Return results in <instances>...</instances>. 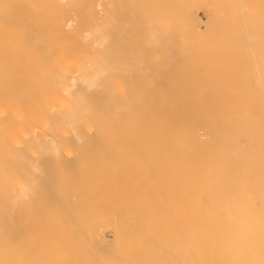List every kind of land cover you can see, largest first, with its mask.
<instances>
[{
	"label": "bare ground",
	"instance_id": "1",
	"mask_svg": "<svg viewBox=\"0 0 264 264\" xmlns=\"http://www.w3.org/2000/svg\"><path fill=\"white\" fill-rule=\"evenodd\" d=\"M142 2L145 1L0 0V264H264V98L253 99L249 94L242 99V96L236 100L231 97L227 102L229 104L225 106H212V102H209L210 107H204V103L202 106L197 103L198 106L191 107L182 105V102L175 105L172 98L170 101L174 102L173 105H168L170 101L166 98L170 96L169 93L164 95L165 89L145 92L151 89L146 83H152L154 87L160 86L159 79L165 75L160 71L155 72L156 74L149 72L148 75L144 72L139 74L141 78L138 75L140 79L136 78L137 80L146 78L144 82L147 90L128 89L124 92L121 81L132 88V81L126 80L135 77L134 74H129V62L141 57L143 51L140 47H134L138 43L135 31L141 28L151 30L144 38L148 37L146 40L153 43L156 40L158 42V39L160 41L162 37L168 41L166 36L171 27H175L178 22H188L186 19L177 21L174 15L155 20L161 8H167L166 0L163 3L155 0L145 7ZM181 8L183 13H191L194 18H199L198 12L196 14L190 9L192 7L182 5ZM182 28L187 29L186 26ZM158 29L163 31L159 32ZM173 30L171 33H175ZM181 30L178 29L182 34ZM138 33L141 34L139 31L135 35L139 36ZM181 34L179 36L183 37ZM175 36L170 39H175ZM207 36L205 35L206 38ZM251 37L249 36L250 39ZM188 39L191 38L187 37L186 40ZM188 42L187 45L181 42V47L191 46V41ZM149 44L148 42L147 45ZM198 44L195 46L198 47ZM203 45L205 50L207 47ZM150 46L148 47L152 52L151 49L155 47ZM146 47L143 48L147 49ZM175 47L170 49L177 51ZM238 47L241 48V45ZM149 49L143 52L147 54ZM177 49L182 55L183 51ZM164 51L168 52L167 49ZM164 51L161 53L165 54ZM157 53L155 60L156 56L160 57ZM163 56H166L164 61L170 57ZM173 58L175 59L174 56ZM141 59L140 62L144 64L146 61L142 62ZM170 59L171 62L174 61L171 57ZM153 61L152 59V63H155L157 60ZM203 62L207 65V60L201 63ZM138 65L139 63L136 64ZM149 66L147 71L152 70L148 69ZM156 69L160 68L155 67L154 71ZM201 71L199 69L198 73H203ZM210 71V78L198 75L201 84L195 81L196 76H189L190 80L194 79L195 84L202 85V79L206 77L214 85H217V81L219 84L226 83L224 77L223 81L215 77L216 80L211 81L215 71ZM189 77H186V82L190 81ZM147 78L149 82L150 79L153 82L149 83ZM166 78L164 82L168 80L170 84L172 80L169 82V78ZM175 80L173 83L177 81ZM205 81L204 84H210ZM233 81L228 82L233 84ZM180 83L176 82L177 85ZM142 84L139 86H144ZM176 84L173 85L177 95L174 91L175 94L171 91L170 94L177 97L182 94L181 90L178 91L182 89V85L177 88ZM212 84H205L201 91L204 92L206 85L211 87ZM232 84H227L224 88L230 90L234 88ZM170 86L168 85L167 91ZM185 89L186 87L182 90ZM192 89L194 95L198 96L197 90ZM255 90L256 88L253 91ZM230 91L228 96L223 94H227V91L221 93V90H217L221 93V101H218L223 102L225 98L228 100L234 95ZM192 94L191 99L194 98ZM223 95L226 97L223 98ZM185 96L187 97L186 93L183 97ZM183 97L175 99L181 98L188 103L187 98L185 100ZM199 98L194 101L201 102ZM138 101L143 104H136ZM200 129H204V133H199ZM113 138L117 141L122 138L129 141L133 138L138 141L159 142L157 144L155 141L156 145L154 143L149 148L148 144L147 148L143 142L139 144L143 149L145 147L144 151L151 149L150 153L155 152L147 155L150 158L148 164L137 158L140 163L131 165L137 161H134L135 156L131 163L128 156L125 158L120 154L123 157L119 156L120 162L125 158V165L135 166L134 173L142 178L151 176L155 185L153 184L154 188L149 186L153 189L140 190V186L145 187L143 181L146 178L141 183L139 177L137 182L142 185L135 186L137 194H132V189L129 193L128 189L125 192L132 195H126L129 198H120L121 201L118 199L117 202L121 206L126 199L141 203L136 201L138 205L133 210L126 209L127 212L123 214L126 210L122 206L120 215L117 213L119 218L110 216L108 209L114 211L119 205L113 201L115 192L111 197L115 205H112L111 198L107 196L109 190L114 188L112 186L116 187L115 180H118L114 178V182H110L109 176L115 175L111 174L114 168L110 171L111 166L105 157L109 156ZM159 140L164 143L168 141L169 144L164 145ZM122 143L119 147H122ZM127 144L123 147L127 148ZM128 145L132 147V144ZM111 147L117 151L115 146ZM114 173H118L117 170ZM147 181L146 183L151 180ZM121 184H125L124 181ZM162 191L167 197L163 195L164 199L176 201L173 203L174 209L171 207L172 210H169L172 206L169 205L170 201H165L166 206L165 203L157 206V199L154 202L153 195ZM257 197H261L259 205L255 202ZM178 200L179 207L176 209L175 203ZM183 201L186 206L179 210ZM148 205L152 206L151 211ZM117 210L120 212L119 208ZM147 214L153 216L148 217ZM163 215H168L169 218ZM107 232L112 234V241H109Z\"/></svg>",
	"mask_w": 264,
	"mask_h": 264
},
{
	"label": "rangeland",
	"instance_id": "2",
	"mask_svg": "<svg viewBox=\"0 0 264 264\" xmlns=\"http://www.w3.org/2000/svg\"><path fill=\"white\" fill-rule=\"evenodd\" d=\"M145 2H142V6L143 7H145L146 6V4L148 3V4H151V3H153L155 0H144ZM163 1L164 0H161V2L163 3ZM167 2L165 3V4H167V8L164 10V8L162 9L161 8V11L160 12H158V14H157V16H155L156 18H155V20H159V18L160 17H162V16H167V15H174V17L176 18V20L178 21V19H186V20H188V22L186 23V24H182V23H177L176 24V26L174 27L173 26V24H171L173 27H174V30H173V27H171V29H170V32H169V30H166L167 31V33L169 32V33H171V30H173V32H175V33H171V34H169L168 33V35L166 36V37H168V41L167 40H163L164 38L162 37V39H160V41H159V39H158V42H152L151 40H146V39H148V37L147 38H144L145 37V35H146V33L149 31V32H151V30H148V29H143V28H141V29H138L137 31H135L136 33L137 32H141V34L140 33H138L139 34V36H137V35H135L134 34V36H135V38H136V40L138 41V43L136 44V46H134V47H140L139 49H143V51L144 50H147V49H149V47L148 46H150V44H151V46L150 47H152V45H153V47H155L154 49L152 48L151 50H152V52L150 51V49L148 50V51H150V52H147V54L146 53H144V52H146V51H142V49H141V54H142V56L141 57H139L138 59H136V60H133V61H130L129 62V64L133 67V65H134V67L133 68H131V66L129 67V74H134L135 75V77H134V79H128V80H126L127 82H131V84L133 85L132 86V88H131V86L129 85V84H125L123 81H121V79L119 78L118 80H120L122 83V85H123V91L125 92V90L127 91L128 89L129 90H132V89H134V91H137V90H142V89H145V90H147L148 88H147V86H145V82L144 81H146V78H145V80L142 78L141 79V81L140 80H137L139 77H138V75L140 74V75H142L144 72H146V74L148 75L149 74V72H151L150 74H152L153 72L155 73H159V71L162 73L163 72V74H165L164 75V77H162L161 79H159V83H160V88L156 85L155 87L153 86V84L151 83V82H153V81H151L152 79H154V78H152L153 76H151V78L152 79H150V82H149V78H147V80H148V82L149 83H151V84H148V83H146L147 85H149L150 86V90H147V91H145V92H151V90L154 92V91H159V89H165V91H167V88H168V85L170 86V84H172L173 83V80L174 79H176L175 81L177 82V83H180L182 86H184V87H182V86H180L182 89L183 88H185L186 87V91L185 90H182V89H178V91H180L181 90V92L180 93H182L181 94V96L179 95V96H177L176 97V95H177V92L175 91V85H173L174 83L176 84V82H174L172 85L174 86V87H169V92L167 91L166 93H165V91H164V95H168V93H169V98L167 99L166 98V96L164 97V99L166 98V100H168V101H170L172 98H174L173 99V101L175 102H172V101H170L169 103L170 104H168V105H173V103L175 104V105H180L179 103H181L182 102V105H184V106H198V105H201L202 106V104L204 103V107H208V105H209V102L211 103V105L212 106H222V105H224L225 106V104H229V103H227L228 101H230L229 99L232 97V100H234V98H235V100H236V98L237 99H239V97H241V99L244 97V98H247L246 96H248L249 94V96H251L250 98H253V99H257V98H264V81H260V80H264V0H197L194 4L193 3H191V1H195V0H179V1H177V0H166ZM182 3V4H181ZM179 4H181V6H179ZM192 4V5H191ZM169 5V6H168ZM182 5H184L185 7H192V8H190V9H193L194 10V12L197 14V12H198V14H197V16L199 17V18H194V16L190 13L189 15L188 14H186V13H183L182 12ZM179 6V7H178ZM169 7V8H168ZM198 10V11H195V10ZM170 25V26H171ZM175 25V24H174ZM211 25V27H209ZM215 27H214V26ZM179 26V27H178ZM180 26H186V28L187 29H185V30H188L189 31V34L187 35L186 33H188V31L186 32L182 27H180ZM224 27V28H223ZM206 29V30H202V29ZM218 28V30H216ZM244 28V29H243ZM249 28V29H248ZM258 28L260 29V30H258ZM177 29V30H176ZM178 29L179 30H184V31H182L181 30V32H182V34L180 33V31H178ZM213 29H214V31H213ZM220 29V30H219ZM243 29V30H242ZM143 30V31H142ZM145 30V31H144ZM147 30V31H146ZM160 30V31H159ZM161 30L162 29H158L157 31H159V32H161ZM191 30V31H190ZM208 30V31H207ZM249 30H250V32H249ZM153 31V30H152ZM163 31V30H162ZM193 31V32H192ZM204 33H203V32ZM207 33H206V32ZM211 31V32H210ZM213 31V32H212ZM220 31V32H219ZM223 31V32H222ZM230 31V32H229ZM244 31H246L245 32V34H243L244 33ZM144 32V33H143ZM148 32V33H149ZM183 32H184V34H183ZM191 32V33H190ZM201 32H202V34H201ZM214 32H215V34H214ZM219 34H218V33ZM236 32V33H235ZM242 32V33H241ZM179 33V34H178ZM193 33V34H192ZM194 33H195V35H194ZM206 33V34H205ZM211 33H212V35H211ZM217 33V34H216ZM221 33V34H220ZM224 33V34H223ZM230 33V34H229ZM248 33L249 34H252V35H248ZM254 33V34H253ZM175 34H176V36H175ZM181 34V36L183 35V37H180L179 35ZM186 34V36H184ZM190 34H192V36L190 35ZM238 34V35H237ZM241 34H242V36H243V39H241L242 38V36H241ZM143 35V36H142ZM170 35H171V37H170ZM173 35V36H172ZM177 35H178V37H180V38H178L177 37ZM205 35H208L207 36V38L205 37ZM210 35V36H209ZM216 35V36H215ZM221 35V36H220ZM224 35V36H223ZM235 35V36H234ZM140 36L141 37H143V38H140ZM175 36V39L173 38V39H170V38H172V37H174ZM245 36V37H244ZM249 36L251 37V39L249 38ZM138 37V38H137ZM177 37V38H176ZM187 37H189V38H191V39H188V40H190L191 41V43L190 44H192L191 46H193V47H191V46H186L187 45V42H188V40H186L187 39ZM209 37V38H208ZM240 37V38H239ZM139 38H140V40H142L141 42H140V40H139ZM183 38H185L184 39V41H182L183 40ZM194 38H195V40H194ZM234 40H233V39ZM165 39H167V38H165ZM176 39H178V40H176ZM236 39V40H235ZM247 39V40H246ZM144 40H146V41H144ZM171 40V41H170ZM181 40V41H180ZM164 41H166V44H165V42ZM192 41H193V43H192ZM239 41V42H238ZM250 42L248 45H247V42ZM140 42V43H139ZM146 42V43H145ZM150 43L149 45H147V43ZM167 42H170V43H167ZM181 42H185L184 44H186V45H184L183 47H185V49L183 48V47H181ZM197 42V43H196ZM157 43H159V44H157ZM163 44V45H161V44ZM173 43V44H172ZM175 43V44H174ZM178 45H177V44ZM189 43V42H188ZM200 45H199V44ZM138 44H140V45H142V47L139 45L138 46ZM156 44V45H155ZM165 44V45H164ZM167 44H169V45H167ZM196 44H198V47H196L195 45ZM203 44H205L206 46L205 47H207V48H209V50L210 51H208V49L207 48H205V50H204V45ZM237 44V45H236ZM239 44V45H238ZM144 45V46H143ZM159 45H161V46H159ZM170 45H172L171 47H175L176 45V47L177 48H179L181 51H183L182 52V55L180 54V53H178V52H180V51H178V49L176 48L175 50H177V51H174V48H173V50H171L172 48L170 47ZM180 45V46H179ZM189 45V44H188ZM207 45H209L210 47H212V48H210L209 46H207ZM235 45V46H234ZM241 45V48H239L238 46H240ZM243 45V46H242ZM250 45H252V46H250ZM256 45V46H255ZM147 46V47H146ZM163 46V47H162ZM167 46H169L168 48H166ZM218 46V47H217ZM228 46H230V47H228ZM233 46V47H232ZM256 48H255V47ZM261 46V47H260ZM143 47H146L147 49H145V48H143ZM160 47L162 48L161 50H160ZM213 47H215V48H213ZM219 47H222V48H219ZM226 47V48H225ZM228 47V48H227ZM235 47V48H234ZM236 47H238V49L236 48ZM248 47V48H247ZM171 48V49H170ZM198 48V49H197ZM203 48V49H202ZM232 48V49H231ZM253 48V49H252ZM156 49L158 50V51H156ZM164 49H167V51L168 52H165L164 51ZM170 49V50H169ZM207 49V50H206ZM220 49V50H219ZM236 49V50H235ZM156 52H155V51ZM213 52H212V51ZM222 50V51H221ZM233 52H231V51ZM241 50V51H240ZM246 50V51H245ZM161 51L163 52H165V54L164 53H161ZM172 51H174V52H172ZM187 51V52H186ZM195 51V52H194ZM198 51H200V52H198ZM211 52V54H209L208 52L207 53H205V52ZM225 53H224V52ZM158 52V53H157ZM177 52V53H176ZM203 52V53H202ZM215 52V53H214ZM243 52H245L244 54H243ZM255 52H259V53H255ZM155 53H157L156 55H158V56H160V57H157L156 56V60H155ZM166 53H169V54H166ZM172 53V54H171ZM194 53H196V54H194ZM204 53H205V55H204ZM213 53V54H212ZM235 53V55H233ZM253 53V54H252ZM263 53V54H262ZM143 54L145 55V56H143ZM149 54V55H148ZM150 54H152V56L150 55ZM177 54V55H176ZM186 54V55H185ZM219 54V55H218ZM229 54V55H228ZM242 54V55H241ZM254 54H255V56H254ZM148 55V56H147ZM163 55H168V56H170L171 58H172V60H174V61H172L171 62V59H170V57L168 58H166L167 60H165L164 61V57H166V56H163ZM206 55L207 56H210V57H206ZM215 55V56H214ZM218 55V56H217ZM227 55V56H226ZM238 55H241V56H238ZM154 56V57H153ZM173 56L175 57V59L173 58ZM181 56V57H180ZM187 56V57H186ZM150 57V58H149ZM161 57H163V58H161ZM178 57V58H177ZM189 57V58H188ZM198 57V58H197ZM234 57H238L237 59L236 58H234ZM242 57H244V58H242ZM247 57V58H246ZM142 58V59H141ZM145 58V59H144ZM184 58V59H183ZM187 58H188V60H187ZM228 58H230V59H228ZM232 58V59H231ZM242 58V59H241ZM260 58V59H259ZM140 59L142 60V62L143 61H146V62H144V64L143 63H141L140 62ZM152 59L154 60L153 62H155L156 64H157V66H156V64L155 63H152ZM168 59H170V60H168ZM177 59V60H176ZM192 59V61H193V63H192V61H189V60H191ZM204 59V60H203ZM207 60V65L203 62V63H201L202 61H205L206 62V60ZM209 59V60H208ZM215 59V60H214ZM246 61H245V60ZM251 59V60H250ZM162 60V61H161ZM210 60H212L211 62H210ZM217 60H219V61H217ZM222 60V61H221ZM234 60V61H233ZM237 62H236V61ZM240 60V61H239ZM242 60V61H241ZM243 60H244V62H243ZM134 61H137V62H134ZM149 61V62H148ZM178 61V62H177ZM187 61V62H186ZM191 63H189V62ZM217 61V62H216ZM225 61V62H224ZM247 61H248V63H247ZM159 62V63H158ZM161 62V63H160ZM163 62H165V63H163ZM167 62H169V63H167ZM170 62H171V64H170ZM183 62V63H182ZM214 62H215V65H214ZM222 62V63H221ZM228 62V63H227ZM251 62V63H250ZM139 63V65L138 66H136V64H138ZM155 64L154 66L152 65V64ZM167 63V64H166ZM174 63V64H173ZM179 63V64H178ZM185 63H188V64H185ZM210 63V64H209ZM213 63V64H212ZM263 63V64H262ZM158 64H163L162 66H158ZM175 64H176V66H175ZM226 64V65H225ZM231 64H234V66L233 65H231ZM238 64V65H237ZM150 65V66H149ZM166 65V66H165ZM173 67H172V66ZM198 65V66H197ZM210 65H211V67H210ZM213 65V66H212ZM222 65V66H221ZM229 65V66H228ZM235 65L237 66V67H235ZM260 65H262V66H260ZM147 66H149L148 67V69L150 68V69H152L151 71L150 70H148L147 71ZM165 66V67H164ZM168 66V67H167ZM181 68H180V67ZM194 66V67H193ZM205 67V69H204V67ZM224 66V67H223ZM241 66V67H240ZM248 66V67H247ZM138 68L139 70H142L143 69V71H139V70H136V68ZM141 69H140V68ZM155 67H157V68H160L159 70H157L156 69V71H154V69H155ZM177 67V68H176ZM189 67H191V68H189ZM198 67V68H197ZM201 67V68H200ZM209 67V68H208ZM215 67V68H214ZM243 67V68H242ZM259 67H260V69H259ZM135 68V69H134ZM161 68H162V71H161ZM164 68H166L164 71H163V69ZM186 68V69H185ZM207 68H208V71H207ZM213 68V69H212ZM216 68L218 69V70H216ZM262 68V69H261ZM132 69H134V71L132 70ZM199 69H200V71L201 72H203V73H198L199 72ZM203 69H204V71H203ZM212 70V71H215V74H214V76L212 75V77H211V81H212V79H220L221 81H223V79L224 78H226V79H224V81H226V83L224 84V82H220V84L221 85H224V86H220V84L218 83V81L217 82H215V83H217V85H214V82L212 81L211 83H210V79H209V81L207 80L208 78H210L209 76L212 74V72L210 71V70ZM215 69V70H214ZM237 69V70H236ZM247 69H248V71H247ZM136 70V71H135ZM145 70V71H144ZM169 70V71H168ZM186 70V71H185ZM189 70H190V72H189ZM192 70V71H191ZM193 70H196V72L194 73L193 72ZM239 70V71H238ZM242 70H244V71H242ZM252 72H251V71ZM259 70V71H258ZM138 71V72H137ZM183 71H184V73H183ZM189 73H188V72ZM242 71V72H241ZM257 71V72H256ZM132 72V73H131ZM137 72V73H136ZM165 72V73H164ZM174 72V73H173ZM217 72V73H216ZM227 72V73H226ZM236 72H237V74H236ZM241 72V73H240ZM137 74V76H136V74ZM155 73V74H156ZM248 73V74H247ZM252 73V74H251ZM254 73V74H253ZM186 74L188 75V76H186ZM194 74H196V75H194ZM208 74H210L209 76H208ZM228 74V75H227ZM243 74V75H242ZM261 74V75H260ZM139 75V76H140ZM171 75H174V76H171ZM177 75V76H176ZM179 75H181V77L179 76ZM194 75V76H193ZM198 75H200L201 76V78H203V76L202 75H207L208 76V78L207 79H205L206 81H208L210 84H212V85H214V86H217L216 88H217V90L219 91V90H221V93H222V91H227V94L226 93H223L224 95H228L229 96V94H230V90H232V94H234V95H232V96H230L229 98H227L228 100H226V98L224 99V101L223 102H220L221 101V93L220 92H217V90H216V88L214 89V86H212L211 85V87H213V89H211V87H208L209 85H208V83H205V84H207L206 85V87L204 88V92H205V90H206V92H205V95H204V92L203 91H201V90H203V87H204V79H202L203 81H202V85H199V84H197V83H200V80H201V78H199L200 76H198ZM221 75V76H220ZM225 75V76H224ZM254 75H256V76H254ZM189 77V76H191V77H197V78H199V79H197V78H194L195 79V81L197 82L196 84L197 85H199V87L197 88V85L195 84V82H194V79L193 80H190L191 79V77H189V79L188 80H190V81H185V80H187V78L186 77ZM150 77V76H149ZM166 77H168L169 78V82L172 80V82H170V84L168 83V80H167V82H164V80L166 81ZM170 77H173V79H170ZM215 77V78H214ZM224 77V78H223ZM229 77H231V78H233V80H235V81H233L231 78H229ZM137 78V79H136ZM140 78H141V76H140ZM139 78V79H140ZM178 78H180L179 80H180V82L178 81ZM184 78V79H183ZM186 78V79H185ZM223 78V79H222ZM227 78H229V79H227ZM238 78V79H237ZM183 79V80H182ZM198 81H197V80ZM215 79V80H216ZM136 80V81H135ZM214 80V81H215ZM233 81V82H235V83H230V82H228V81ZM246 80V81H245ZM250 81V84H249V82L248 81ZM251 80H253V81H251ZM119 81V82H120ZM138 81V82H137ZM142 81L144 82V84H142ZM160 81H162V82H160ZM185 81V82H184ZM193 81V83H189V82H192ZM205 81V82H206ZM245 82V83H244ZM259 82V83H258ZM167 83H168V85H167ZM186 83V84H185ZM255 83V84H254ZM138 85V87H136L137 85ZM139 84H142V85H144V86H142V87H140L139 86ZM180 84H178V85H180ZM191 84H192V88H195V90H197L196 91V95H197V93H199V95L198 96H195L194 94V91L192 92L191 91ZM201 84V83H200ZM219 84V85H218ZM230 85V84H232L231 86L232 87H234V88H232V89H230V88H228V89H230V90H227V87H226V89L224 88L225 87V85ZM235 84V86H233ZM249 84V85H248ZM258 84H259V86H258ZM136 85V86H135ZM153 87H152V86ZM167 85V88H164L165 86ZM178 85L176 84V86H177V88H178ZM194 85V86H193ZM238 86V88H237V86ZM245 85V86H244ZM247 85V86H246ZM252 85V86H251ZM125 86V87H124ZM219 86H220V89H219ZM254 86H256V87H254ZM127 87V88H126ZM130 87V88H129ZM134 87V88H133ZM201 87H202V89H201ZM221 87H223V88H221ZM229 87V86H228ZM245 87V88H244ZM256 88V90L255 91H253L254 90V88ZM135 88H136V90H135ZM154 88V89H153ZM172 88V90H170ZM176 88V89H177ZM161 89V91H163ZM174 89V90H173ZM198 89L200 90V91H198ZM210 89H211V91H210ZM240 90V92H239V90ZM252 89V90H251ZM188 90H190L189 92H188ZM192 90H194V89H192ZM213 90H215L214 92H213ZM234 90V91H233ZM244 90V91H243ZM251 92H253V93H250V91ZM260 90V91H259ZM262 90V91H261ZM170 91L172 92V94L174 93V92H176V95H172V94H170ZM174 91V92H173ZM185 91V93L187 94V97L185 96V97H183L184 96V94L185 93H183ZM208 91V92H207ZM238 92V94H237V92ZM241 91H242V93H241ZM256 91H258V92H256ZM153 92H151V93H153ZM193 94H192V93ZM210 92V93H209ZM213 92V93H212ZM233 92H236V94L235 93H233ZM244 92H246V93H244ZM254 92H256L257 93V95H256V93H254ZM179 92H178V94H180ZM202 93V94H201ZM218 93V94H217ZM229 93V94H228ZM175 94V93H174ZM190 94H192V95H194V98H192L191 99V95ZM207 94V95H206ZM213 94H215L214 96H213ZM243 94H245V96H243ZM188 95H190V96H188ZM201 95H204V97H202ZM222 96L223 98L224 97H226V96ZM239 95V96H238ZM260 95H263V96H261L260 97ZM173 96V97H172ZM199 96H201L200 98H199ZM253 96V97H252ZM257 96V97H256ZM178 97H183V98H185V100H186V98H187V100L189 101L188 103H186V101H184L183 99H181V98H179V99H175V98H178ZM193 97V96H192ZM199 98L198 100H201V102H195L194 101V99L195 100H197V98ZM255 97V98H254ZM191 100H190V99ZM202 98V99H201ZM209 98V99H208ZM213 98V99H212ZM249 98V97H248ZM220 99V101H218ZM192 100L194 101V102H192ZM206 100H208V101H206ZM212 100V101H211ZM178 101V102H177ZM183 101L186 103V104H184L183 103ZM176 102L178 103V104H176ZM194 103V104H192V103ZM216 102V103H215ZM220 102V103H219ZM225 102V103H224ZM166 103H167V101H165V103H164V105H166ZM190 103V104H189ZM197 103H198V105H197ZM206 103V104H205ZM222 103V104H221ZM136 104H138V105H140V104H143V103H140L139 101L138 102H136ZM219 104H221V105H219ZM211 105H209V107L211 106ZM204 129H202V131H201V129H200V131H199V133H204ZM114 140H115V138H113ZM121 139V138H120ZM124 139H126V141H124ZM114 140H113V142H114ZM128 139L127 138H122V140L121 141H124L123 143L120 141V140H115V145H114V143L113 142H111V144H113V145H110V152H112L111 151V149H112V147L111 146H115V150H117V151H114L113 149V152L112 153H114L115 154V156H118V157H115L112 153L110 154V152H108L109 153V156L107 155V156H105L106 157V160L109 162V164H110V166H111V170L110 171H112L113 170V168H114V172H115V170H117V172L118 173H114L113 171H112V173L111 174H115V175H111V176H113V177H111V176H109L110 177V182H114V178H118V180H115L116 181V187H115V185H113L112 187H114V188H111V190L113 189H115V188H117V189H115L114 191H111V190H109V194L107 195V196H109V198H111L112 197V194H113V192H115L116 194H117V196L118 195H121V196H115L116 194L114 193L113 194V198H115V199H113V201H115V202H117L118 201V199L120 200V198L123 200V199H125V198H129L128 196H130V195H132L133 193H135L136 192V194H137V191H135V186L136 187H139L140 186V184L142 183V181L143 180H145V178H146V180H148V181H150L151 182V184H150V182H148V183H146V180H145V182L143 181V184L145 185V187L143 188L142 186H140L139 188H140V190H141V188L142 189H153L154 187H153V184L155 185V181L153 182V180H152V177L151 176H144V175H147V174H140L141 176H144L143 178L142 177H140L139 175H137V173H134L135 171V169L133 170V168H135V166H131V167H128L127 165H125V164H127L126 162H124V161H126V159L125 158H127L126 156H128V159H131L132 160V162L131 163H133L135 160H137V158H138V160H140L141 162H146L147 164L149 163V157L147 156L148 154H150V155H153L155 152H152V153H150L151 152V149H149L148 151H144V149H145V147L146 146H148V145H150V146H148V148L149 147H151V145L152 146H154V143H155V145H156V142H157V144L159 143L158 142V140H154V142H153V140H149V141H138L137 139H135V140H133V138L131 139H129V141H127ZM130 140H132L131 142H130ZM110 141H112V139L110 140ZM152 141V142H151ZM156 141V142H155ZM159 141H162V140H159ZM128 143V144H132V147H130V145H128L127 144V148H125V147H123L124 145H126V143ZM130 142V143H129ZM133 142V143H132ZM135 142H137L136 143V145H135ZM141 142H143V144H145L143 147H144V149L141 147V146H139V144H141ZM147 142V143H146ZM163 142V144L164 145H168L169 143H168V141H165L166 143H164V141H162ZM116 143L118 144L117 146L119 147V146H121V145H119L120 143H122V147H123V149H122V147H119V148H121L122 149V152L125 150V149H127V150H125L124 152H123V154H122V152H121V149H116ZM134 144V145H133ZM138 144V145H137ZM146 144H148V145H146ZM160 144L161 145H163L161 142H160ZM163 145V146H164ZM135 146V147H134ZM139 147V149H140V147H141V151L140 150H138V147ZM128 147H129V149H131V148H134V149H131V150H129L128 149ZM137 148V149H136ZM147 148V147H146ZM120 150V151H119ZM138 150V151H137ZM142 150H143V152H142ZM126 151H128V153L126 154ZM130 151V152H129ZM118 154V155H116V153ZM132 152V153H131ZM135 152V153H134ZM136 152H137V154H136ZM144 152H146V154L144 153ZM126 155H125V154ZM131 153V155L130 156H132V158H130V156H129V154ZM134 153V154H133ZM139 153V154H138ZM141 153V154H140ZM123 156H125V158H124V161H122V159H123V157L121 156V155ZM142 154H143V156H142ZM113 155V156H112ZM139 155V156H138ZM110 156H112L111 158H110ZM122 158L121 159V161L122 162H120V157ZM135 156V157H134ZM119 158L118 160H116L115 158ZM133 157H134V161H133ZM142 157H144V158H142ZM146 157V158H145ZM139 158H141V159H139ZM151 159H153V158H151ZM115 161V162H117V163H114L113 161ZM130 160V161H131ZM138 160L137 161H135L133 164H131V165H134V164H136L137 162H138ZM146 160V161H145ZM119 161V162H118ZM140 161L136 164V165H138L139 163H140ZM125 164H124V163ZM121 163V164H120ZM130 163V162H129ZM142 163V164H143ZM117 164V165H116ZM120 165V166H119ZM130 165V164H129ZM123 166V167H122ZM125 166V167H124ZM132 169V170H131ZM127 170V171H126ZM122 172H123V174H122ZM125 172V173H124ZM128 172H130V173H128ZM116 174H117V176H116ZM129 174V175H128ZM119 175V176H118ZM124 175V176H123ZM127 175V176H126ZM133 175H135V176H133ZM133 176V177H132ZM174 176V175H173ZM121 177V178H120ZM139 177H140V179H139ZM147 177H151L150 179L149 178H147ZM174 177H176V176H174ZM120 178V179H119ZM130 178L132 179V180H130ZM137 178V179H136ZM141 178H142V180H141ZM113 181H112V180ZM123 179V180H122ZM134 179H136V180H134ZM140 180V182H137V180ZM121 180V181H120ZM119 181H120V183H119ZM123 181H124V183L125 184H121V183H123ZM127 181V182H126ZM135 182H137V183H135ZM130 183V184H129ZM133 183H135V184H133ZM110 184H112V183H110ZM129 184V185H128ZM121 185V186H120ZM125 185H127V186H125ZM131 185V186H130ZM142 185V184H141ZM151 185H152V187L153 188H150L151 187ZM150 186V187H149ZM124 187H125V189H124ZM128 187V188H127ZM148 187V188H147ZM120 188V189H119ZM119 189V190H118ZM129 189V193H131V189H132V194H130V195H128L127 193L128 192H125V191H127ZM121 190H123L124 191V194H123V192L121 191ZM111 191V192H110ZM120 191V192H119ZM143 191V190H142ZM118 193H120V194H118ZM264 193V192H263ZM262 193V194H263ZM257 194H259V193H257ZM111 195V196H110ZM126 195H128V196H126ZM154 195H156V194H154ZM154 195H153V199H154V202H155V200L157 199L158 200V202H157V200H156V203H157V206H159V204L160 205H162L163 206V204L166 206V204L168 203V201H170L171 203H169V205H171L172 204V206H170L169 208V210H172V208L174 209L175 207H174V205H173V203L174 202H176L175 200H172L171 198H169L168 200L167 199H164L163 198V191L160 193V194H157L158 195V197H161V198H158L157 197V195H156V197H154ZM161 195V196H160ZM126 196V197H125ZM124 197V198H123ZM164 197H165V195H164ZM108 198V197H107ZM108 198V199H109ZM117 198V199H116ZM165 198H167V197H165ZM258 198V197H257ZM255 199V202L257 203V205H259L260 204V202H262V201H260L261 199V197L260 198H258V199ZM162 199H164L163 201H162ZM172 201H171V200ZM110 200V199H109ZM127 200V199H126ZM124 201V203H122L123 205L122 206H124V208H123V210H126V209H132V208H135L137 205H138V203L140 202V201H137V200H133V201H131L130 199H128L127 201ZM161 200V201H160ZM111 201H112V198H111ZM111 201H108L109 203L111 202ZM112 201V202H113ZM121 201V200H120ZM119 201V202H120ZM129 201H131V203L129 202ZM138 202L137 204L135 203V202ZM143 201V200H142ZM165 201H167V203L165 202ZM115 202H113V204L112 205H115ZM179 200L177 201V203H175L176 204V209H177V207H179ZM184 203L181 205V207L179 208V210H181V209H183L185 206H186V202L185 201H183ZM108 203V204H109ZM127 203V204H126ZM141 203V202H140ZM143 203H144V201H143ZM119 203L117 202V205H118ZM121 204V203H120ZM119 204V205H120ZM136 204V205H135ZM116 205V206H117ZM119 205L117 206V207H115L114 208V211L111 209V208H108L109 209V213H110V216H113V217H115V218H119L118 217V214L117 213H119V215H120V213H121V211H122V206L121 207H119ZM126 205V206H125ZM127 205H128V207H130V208H128L127 207ZM130 205V206H129ZM132 205V206H131ZM178 205V206H177ZM110 207H112L111 205H109ZM172 207V208H171ZM117 208H119L120 209V212H117V211H119V210H117ZM112 211H111V210ZM148 209L151 211L153 208H152V206L151 205H148ZM133 210V209H132ZM127 212V210L126 211H123L122 212V214L123 213H126ZM116 214V215H115ZM143 215L144 214H142V216L141 217H143ZM148 215V217H152L153 215H151V214H147ZM169 215V214H168ZM168 215H163L164 217H168ZM117 216V217H116ZM185 216V215H184ZM129 217H130V215H129ZM171 217V216H170ZM169 218V217H168ZM108 234H110V235H108ZM107 237H108V239H109V241L111 240H113L112 239V234L111 233H108L107 232ZM110 237V238H109Z\"/></svg>",
	"mask_w": 264,
	"mask_h": 264
}]
</instances>
